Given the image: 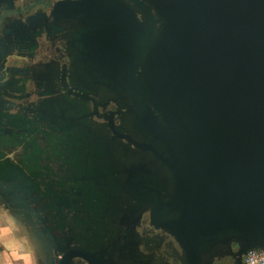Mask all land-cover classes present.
<instances>
[{
    "label": "flooded vegetation",
    "instance_id": "1",
    "mask_svg": "<svg viewBox=\"0 0 264 264\" xmlns=\"http://www.w3.org/2000/svg\"><path fill=\"white\" fill-rule=\"evenodd\" d=\"M93 3L0 0L10 28L0 36V72L6 62L12 68L10 115L0 119V205L39 245V264H190L153 221L171 173L140 126L141 100L118 80L127 59L120 30L108 23L112 39L82 35ZM249 248L222 242L202 262L245 264Z\"/></svg>",
    "mask_w": 264,
    "mask_h": 264
},
{
    "label": "water",
    "instance_id": "2",
    "mask_svg": "<svg viewBox=\"0 0 264 264\" xmlns=\"http://www.w3.org/2000/svg\"><path fill=\"white\" fill-rule=\"evenodd\" d=\"M89 1L82 35L109 40L102 25L118 26L127 57L118 80L141 100L140 126L171 173L167 199H154V224L190 264L229 240L264 251V0H128L148 26L126 2ZM7 14L4 6L0 36L10 33Z\"/></svg>",
    "mask_w": 264,
    "mask_h": 264
},
{
    "label": "clouds",
    "instance_id": "3",
    "mask_svg": "<svg viewBox=\"0 0 264 264\" xmlns=\"http://www.w3.org/2000/svg\"><path fill=\"white\" fill-rule=\"evenodd\" d=\"M11 209L0 205V264H38L33 251L27 245L26 239L18 238V229L10 220ZM246 264H264V253L250 251Z\"/></svg>",
    "mask_w": 264,
    "mask_h": 264
},
{
    "label": "rangeland",
    "instance_id": "4",
    "mask_svg": "<svg viewBox=\"0 0 264 264\" xmlns=\"http://www.w3.org/2000/svg\"><path fill=\"white\" fill-rule=\"evenodd\" d=\"M10 217L13 219V221L15 222L14 223V226L16 227V229H18V236L24 239H26V242H27V245L29 246V248L33 251L36 259H37V262L40 260V257H39V245L36 243L35 239L30 235V233H28L25 228L20 225V223L10 214Z\"/></svg>",
    "mask_w": 264,
    "mask_h": 264
},
{
    "label": "crops",
    "instance_id": "5",
    "mask_svg": "<svg viewBox=\"0 0 264 264\" xmlns=\"http://www.w3.org/2000/svg\"><path fill=\"white\" fill-rule=\"evenodd\" d=\"M10 220H11V222H12V224L14 225V221H13V219L10 217ZM16 236L18 237V238H21V235H20V237L18 236V233H16ZM4 251V249H3V247H0V252H3ZM39 264V263H38Z\"/></svg>",
    "mask_w": 264,
    "mask_h": 264
},
{
    "label": "built area",
    "instance_id": "6",
    "mask_svg": "<svg viewBox=\"0 0 264 264\" xmlns=\"http://www.w3.org/2000/svg\"><path fill=\"white\" fill-rule=\"evenodd\" d=\"M252 251H255L257 254H261V253H264V251L262 250H252ZM248 255V254H247ZM246 260H247V256L245 258V264H246Z\"/></svg>",
    "mask_w": 264,
    "mask_h": 264
}]
</instances>
